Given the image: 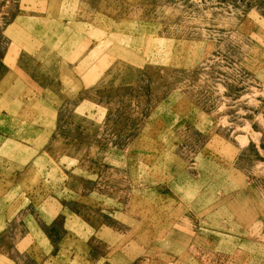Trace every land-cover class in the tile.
I'll return each instance as SVG.
<instances>
[{
  "label": "rangeland",
  "instance_id": "rangeland-1",
  "mask_svg": "<svg viewBox=\"0 0 264 264\" xmlns=\"http://www.w3.org/2000/svg\"><path fill=\"white\" fill-rule=\"evenodd\" d=\"M14 129L16 264H264V0H0Z\"/></svg>",
  "mask_w": 264,
  "mask_h": 264
},
{
  "label": "crops",
  "instance_id": "crops-1",
  "mask_svg": "<svg viewBox=\"0 0 264 264\" xmlns=\"http://www.w3.org/2000/svg\"><path fill=\"white\" fill-rule=\"evenodd\" d=\"M11 132L10 136H0V264H16L12 254L27 253L30 256L34 250L33 255H35V248L38 250L42 248L41 252L48 253L51 249L50 243L47 240H42V233L36 224V219L37 221H48L54 216L42 210L44 209V201L39 202L42 211H38L36 204L34 205L32 202V197L26 198L22 204L24 208H16L19 203L17 197L13 199V192L19 188V184L30 171V164L33 159L38 157L36 155L42 151L43 144H39L36 149L32 148V151L27 152V156L30 157L29 164L26 159L20 160L18 131L15 132L14 129ZM59 207L61 208L60 205ZM20 230L25 232V235L19 236ZM8 238H12V244L8 243ZM52 256L44 257L42 261H39L42 257L37 258L39 259L38 264H53L52 262L55 260ZM84 264H94V262L87 261Z\"/></svg>",
  "mask_w": 264,
  "mask_h": 264
}]
</instances>
